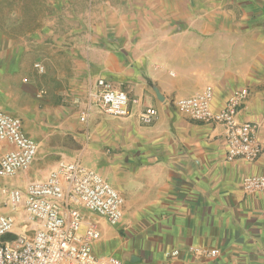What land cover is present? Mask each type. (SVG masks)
<instances>
[{
	"label": "crops",
	"instance_id": "0c3cea01",
	"mask_svg": "<svg viewBox=\"0 0 264 264\" xmlns=\"http://www.w3.org/2000/svg\"><path fill=\"white\" fill-rule=\"evenodd\" d=\"M192 3L198 11L179 16ZM101 4L109 13L96 29L76 24L54 35L58 46L44 50L39 75L26 74L7 50L0 57V112L19 118L38 148L27 170L0 177V215L14 221L6 239L36 229L7 192L46 181L69 162L95 171L123 197L118 227L83 212L82 231L91 222L100 234L95 254L125 264H264V191L243 190L244 179L264 176V0ZM127 5L144 17L127 19L120 11ZM98 78L137 99L129 115L92 103ZM207 86L214 111L234 91H249L236 120L257 126L263 150L254 162L227 161L222 125L193 122L170 106V97ZM146 108L157 113L150 124L140 121ZM194 249L217 253L207 258ZM171 251L178 256L166 258Z\"/></svg>",
	"mask_w": 264,
	"mask_h": 264
},
{
	"label": "built area",
	"instance_id": "2783aa9c",
	"mask_svg": "<svg viewBox=\"0 0 264 264\" xmlns=\"http://www.w3.org/2000/svg\"><path fill=\"white\" fill-rule=\"evenodd\" d=\"M39 72L44 67L36 64ZM92 103L103 113L115 117L129 115L130 106L137 99L115 89L105 78L95 81L90 94ZM249 91H234L217 111L212 109L213 89L209 86L192 97L169 99L170 106L189 120L204 124H218L225 129L227 161L254 162L263 148L255 140L257 126L252 122L236 120L243 109ZM156 111L146 108L140 115L143 124L153 122ZM81 121L84 120L82 117ZM36 142L24 133L22 121L8 113L0 112V177H11L27 170L37 156ZM248 194L264 191V176L248 177L243 181ZM10 203L22 205L29 221L36 225L32 237L13 234L14 221L0 215V264H125L112 255H97L92 242L99 238L95 224L89 222L82 231L83 212L104 219L112 227L122 220L123 197L95 171L77 163L59 162L46 181H37L25 190L7 192ZM207 258L216 250L194 249ZM178 251L165 253L166 258H176Z\"/></svg>",
	"mask_w": 264,
	"mask_h": 264
},
{
	"label": "rangeland",
	"instance_id": "374dc122",
	"mask_svg": "<svg viewBox=\"0 0 264 264\" xmlns=\"http://www.w3.org/2000/svg\"><path fill=\"white\" fill-rule=\"evenodd\" d=\"M102 0H0V57L6 50L10 61L25 67L28 75H39L35 65L44 67L42 56L45 49H56V34L70 32L73 27L94 30L104 23L103 14L109 13L102 7ZM122 7L121 13L130 19L144 17V9ZM192 10L183 9L179 16L198 11L192 3ZM203 8V7H201ZM175 16V15H170ZM86 25V26H84ZM59 44H68L67 41ZM44 72V71H43Z\"/></svg>",
	"mask_w": 264,
	"mask_h": 264
}]
</instances>
